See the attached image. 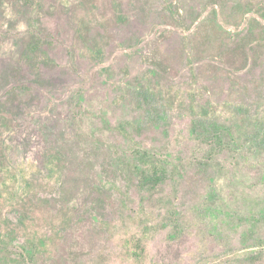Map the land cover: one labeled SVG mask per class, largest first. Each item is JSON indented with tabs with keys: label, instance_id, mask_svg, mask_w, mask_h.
Masks as SVG:
<instances>
[{
	"label": "rangeland",
	"instance_id": "obj_1",
	"mask_svg": "<svg viewBox=\"0 0 264 264\" xmlns=\"http://www.w3.org/2000/svg\"><path fill=\"white\" fill-rule=\"evenodd\" d=\"M25 1L0 0V264H264V0Z\"/></svg>",
	"mask_w": 264,
	"mask_h": 264
},
{
	"label": "trees",
	"instance_id": "obj_2",
	"mask_svg": "<svg viewBox=\"0 0 264 264\" xmlns=\"http://www.w3.org/2000/svg\"><path fill=\"white\" fill-rule=\"evenodd\" d=\"M25 1V0H24ZM26 2V1H25ZM218 128V129H217ZM193 134L202 143H214L220 142L222 135L219 134V127L206 126V124L200 123L198 121L193 122ZM159 173L154 171L153 175L145 176L144 185H155L161 181L158 176Z\"/></svg>",
	"mask_w": 264,
	"mask_h": 264
}]
</instances>
